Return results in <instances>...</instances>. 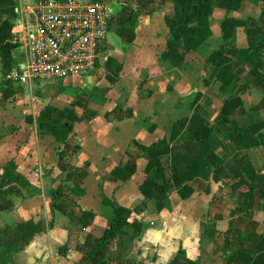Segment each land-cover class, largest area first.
Here are the masks:
<instances>
[{"label": "crops", "instance_id": "crops-1", "mask_svg": "<svg viewBox=\"0 0 264 264\" xmlns=\"http://www.w3.org/2000/svg\"><path fill=\"white\" fill-rule=\"evenodd\" d=\"M102 2L92 70L0 92V228L45 227L0 264H264V0Z\"/></svg>", "mask_w": 264, "mask_h": 264}, {"label": "built area", "instance_id": "built-area-1", "mask_svg": "<svg viewBox=\"0 0 264 264\" xmlns=\"http://www.w3.org/2000/svg\"><path fill=\"white\" fill-rule=\"evenodd\" d=\"M18 12L12 30L22 61L7 76L12 84L86 73L99 61L108 34L102 1L24 0Z\"/></svg>", "mask_w": 264, "mask_h": 264}, {"label": "trees", "instance_id": "trees-1", "mask_svg": "<svg viewBox=\"0 0 264 264\" xmlns=\"http://www.w3.org/2000/svg\"><path fill=\"white\" fill-rule=\"evenodd\" d=\"M95 1H102V0H95ZM181 3H188V2H204L209 0H175ZM132 18L131 16L125 17L122 19L120 28L124 29V23L130 21ZM13 25L14 22L12 19L7 17H3L0 14V63L1 68L0 72L2 75V80L0 83V92L3 99H8L11 95L14 94L18 89L11 83L9 78L7 77L9 72L11 71L12 67L15 63V54L14 49L18 47V42L15 38L13 33ZM39 128L42 130L50 131L57 140H64L65 135L60 131V124L59 123H52L47 121H39L38 122ZM251 196V192L246 193V200H248ZM51 225V224H50ZM45 227L42 223L37 222L35 223L33 220H26L23 222L16 223L15 225H5L4 227L0 228V253H3L4 250H20L25 245L29 243L32 239L33 235L36 232L44 230ZM105 237L99 238L95 245L93 251L89 253V255H93L94 250L99 249L102 245L105 244ZM61 249H65L63 246ZM232 260V254L229 255L227 258V263L229 264Z\"/></svg>", "mask_w": 264, "mask_h": 264}, {"label": "rangeland", "instance_id": "rangeland-1", "mask_svg": "<svg viewBox=\"0 0 264 264\" xmlns=\"http://www.w3.org/2000/svg\"><path fill=\"white\" fill-rule=\"evenodd\" d=\"M14 2L16 3V2H18L17 0H14ZM112 32V30L111 29H109V34ZM108 40H109V38H108ZM105 45H106V43L103 41V42H101L100 44H99V46H98V50L101 52V54L100 55H102L103 53H104V47H105ZM15 51H17V49H15ZM102 57V56H101ZM21 87V86H20Z\"/></svg>", "mask_w": 264, "mask_h": 264}]
</instances>
